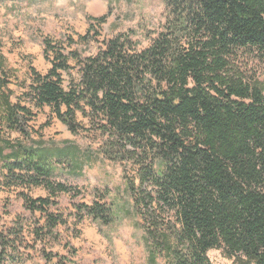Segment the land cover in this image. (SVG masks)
I'll return each instance as SVG.
<instances>
[{"label": "trees", "instance_id": "1", "mask_svg": "<svg viewBox=\"0 0 264 264\" xmlns=\"http://www.w3.org/2000/svg\"><path fill=\"white\" fill-rule=\"evenodd\" d=\"M164 1L165 31L143 51L127 34L85 59L45 40L51 69L46 75L31 69L23 96L50 107L72 133L76 113L88 108L108 134L104 155L134 161L141 188L125 181L152 245L150 262L164 248L168 264H211V250H223L235 264H264V91L236 66L244 51L264 58V0ZM72 60L80 81L65 89L62 72ZM10 73L0 55V158L12 161L4 167L18 185L69 192L46 180L51 153L4 139L5 132L28 138L32 116L13 101ZM24 201L33 211L50 205L42 198ZM86 210L104 225L113 222L111 209L98 203ZM58 223L51 217L49 230ZM6 239L0 238V264L14 261Z\"/></svg>", "mask_w": 264, "mask_h": 264}, {"label": "rangeland", "instance_id": "2", "mask_svg": "<svg viewBox=\"0 0 264 264\" xmlns=\"http://www.w3.org/2000/svg\"><path fill=\"white\" fill-rule=\"evenodd\" d=\"M167 17L164 0H0V55L11 71L13 101L32 111L29 137L5 132L4 139L51 153L53 170L47 182L70 189L52 194L44 184L18 185L4 167L12 161L0 158V238L11 242L14 259L4 264H168L164 248L150 262L152 245L125 181L126 176L141 188L136 165L104 155L110 141L103 123L93 120L86 108L76 113L78 131L72 133L50 107H37L23 96L31 69L42 75L51 69L43 54L45 40L60 42L85 59L97 56L115 36L127 34L143 51L165 31ZM70 66L62 72L65 89L80 81L77 62L70 61ZM236 66L247 82L264 91V58L244 51ZM11 151L5 148L6 155ZM24 196L48 199L50 205L46 211L27 209ZM97 203L111 209L109 225L87 213ZM51 217L59 223L49 230ZM169 228L164 231L174 244ZM207 256L211 264H235L223 250Z\"/></svg>", "mask_w": 264, "mask_h": 264}]
</instances>
